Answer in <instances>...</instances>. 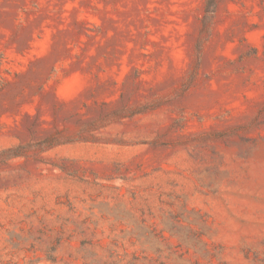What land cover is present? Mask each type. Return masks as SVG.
<instances>
[{
    "label": "rangeland",
    "instance_id": "1",
    "mask_svg": "<svg viewBox=\"0 0 264 264\" xmlns=\"http://www.w3.org/2000/svg\"><path fill=\"white\" fill-rule=\"evenodd\" d=\"M0 264H264V0H0Z\"/></svg>",
    "mask_w": 264,
    "mask_h": 264
}]
</instances>
